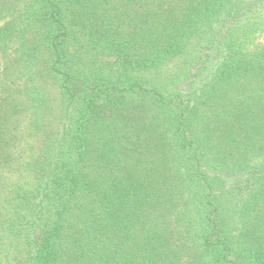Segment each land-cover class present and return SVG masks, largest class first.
<instances>
[{"label": "trees", "instance_id": "obj_1", "mask_svg": "<svg viewBox=\"0 0 264 264\" xmlns=\"http://www.w3.org/2000/svg\"><path fill=\"white\" fill-rule=\"evenodd\" d=\"M0 0V264H264V0Z\"/></svg>", "mask_w": 264, "mask_h": 264}, {"label": "rangeland", "instance_id": "obj_2", "mask_svg": "<svg viewBox=\"0 0 264 264\" xmlns=\"http://www.w3.org/2000/svg\"><path fill=\"white\" fill-rule=\"evenodd\" d=\"M254 0H238L236 3V10L242 11L243 9L248 8ZM264 41L263 37L259 34L256 36L255 43H262Z\"/></svg>", "mask_w": 264, "mask_h": 264}]
</instances>
